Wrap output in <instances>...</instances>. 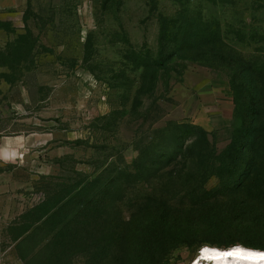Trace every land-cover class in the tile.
Returning <instances> with one entry per match:
<instances>
[{"label":"rangeland","instance_id":"374dc122","mask_svg":"<svg viewBox=\"0 0 264 264\" xmlns=\"http://www.w3.org/2000/svg\"><path fill=\"white\" fill-rule=\"evenodd\" d=\"M186 12L220 23L231 46L264 61V0H26L0 12V119L6 136L41 142L42 173L34 208L3 231V262L106 264L103 221L152 227L164 203L180 214L204 207L221 223H264V169L242 166L231 181L223 171L237 123L227 72L187 61L148 70L163 21ZM186 125L209 133L210 169L207 154L189 157L198 131ZM230 185L244 188L229 194ZM93 200V217L78 214ZM244 203H251L246 215ZM139 233L137 226V243ZM258 237L214 241L255 249L246 245L264 246ZM203 239L173 250L166 264H191L210 246ZM137 243L139 256L145 246Z\"/></svg>","mask_w":264,"mask_h":264},{"label":"trees","instance_id":"16d2710c","mask_svg":"<svg viewBox=\"0 0 264 264\" xmlns=\"http://www.w3.org/2000/svg\"><path fill=\"white\" fill-rule=\"evenodd\" d=\"M174 61L197 62L208 68L227 72L226 76L234 96L237 121L231 143L221 156L224 160L223 171L228 179L231 181L241 176L242 166L253 169L261 166L264 169V61L254 62L240 49L231 46L224 36L220 23L205 22L198 14L187 12L163 21L159 54L148 70L166 69ZM185 128L188 131H198L193 133L197 140L186 148L189 157L194 160L203 157L205 159L207 154L211 158L206 168L210 169L216 148L209 139V133L192 125H186ZM243 188L244 185L237 188L230 185L229 194H235ZM94 203V200L91 201L90 206L78 214H89L87 217H93L91 206ZM250 204L238 205L239 212L246 215L250 212ZM99 206L106 209L109 204L104 200ZM155 214L157 218L152 227L147 225L146 220L126 222L122 218H115L103 221L100 245L102 249L104 246L102 263L130 264L133 258L135 260L147 257L152 264H166L173 250L181 245L190 246L197 238H204L202 243L213 247L230 248L240 242L234 240L224 243L214 241V238L226 235L236 237L247 233L263 238L264 234V223L259 219L221 223L204 207L180 214L169 204L164 203L157 206ZM137 226L140 227L138 243ZM146 228H151L149 233L145 232ZM184 234L188 236L186 241L183 240ZM136 243L145 246L144 253L139 256ZM246 246L264 250V246ZM93 254L95 253H92L94 258Z\"/></svg>","mask_w":264,"mask_h":264},{"label":"crops","instance_id":"0c3cea01","mask_svg":"<svg viewBox=\"0 0 264 264\" xmlns=\"http://www.w3.org/2000/svg\"><path fill=\"white\" fill-rule=\"evenodd\" d=\"M25 3L26 0H0V12L22 8ZM196 121L203 126L211 125V121L200 118ZM3 124L0 119V264H8L1 256L3 231L35 206L36 183L42 175L39 168L41 142L21 134L6 136Z\"/></svg>","mask_w":264,"mask_h":264},{"label":"bare ground","instance_id":"6f19581e","mask_svg":"<svg viewBox=\"0 0 264 264\" xmlns=\"http://www.w3.org/2000/svg\"><path fill=\"white\" fill-rule=\"evenodd\" d=\"M191 264H264V250L242 246L223 250L208 246L203 250L202 257L198 256Z\"/></svg>","mask_w":264,"mask_h":264},{"label":"water","instance_id":"95a60500","mask_svg":"<svg viewBox=\"0 0 264 264\" xmlns=\"http://www.w3.org/2000/svg\"><path fill=\"white\" fill-rule=\"evenodd\" d=\"M205 247H208V246H204L203 248H201V250L198 252V254H197V256H196V258L199 256V257H202V252H203V250L205 249ZM212 248H218V247H213V246H211ZM236 247H238V246H233V247H230V248H218V249H223V250H230V249H235Z\"/></svg>","mask_w":264,"mask_h":264}]
</instances>
